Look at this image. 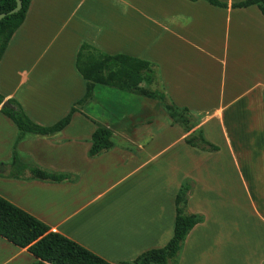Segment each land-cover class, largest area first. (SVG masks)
<instances>
[{
    "label": "crops",
    "instance_id": "1",
    "mask_svg": "<svg viewBox=\"0 0 264 264\" xmlns=\"http://www.w3.org/2000/svg\"><path fill=\"white\" fill-rule=\"evenodd\" d=\"M218 1L226 7L32 0L0 62V196L108 262L132 264L173 238L177 195L190 184L186 212L203 220L170 264H264V15L258 5L234 7L247 0ZM83 44L150 62L194 128L117 88L128 98L93 123L86 111L97 85L62 131L20 137L3 106L14 99L45 127L66 117L86 93L76 67ZM99 127L112 131L113 147L91 156ZM198 131L218 149L187 143ZM35 167L72 179L38 180ZM36 261L0 236V264Z\"/></svg>",
    "mask_w": 264,
    "mask_h": 264
},
{
    "label": "trees",
    "instance_id": "2",
    "mask_svg": "<svg viewBox=\"0 0 264 264\" xmlns=\"http://www.w3.org/2000/svg\"><path fill=\"white\" fill-rule=\"evenodd\" d=\"M197 1V0H193ZM212 5L226 7L218 0H206ZM22 8L19 12L9 14L16 7V0H0V14L7 16L0 20V62L7 47L24 23L32 0H21ZM258 5L264 15V0H247L234 7H249ZM76 67L85 79V96L73 107L70 113L50 127L35 123L14 99H10L3 106L2 112L9 117L19 128L20 137L25 134L51 135L62 131L72 119V115L93 97L97 85L117 88L122 91L136 93L141 96L159 97L155 92L148 90L149 86L158 82L157 69L150 62L125 54L109 55L102 53L89 44H83L78 52ZM165 102L166 97L161 95ZM4 96L0 93V106L4 103ZM165 109L172 119H177L181 110L170 103H164ZM187 111V110H185ZM194 126L186 127L191 131ZM112 131L107 127H99L93 134V145L90 151L95 156L113 147ZM187 143L203 150H217L203 136L201 131L187 137ZM18 159H14V164ZM32 177L42 181L62 182L72 177L67 174H55L41 168L30 169ZM190 184H185L176 199L177 216L174 236L169 243L160 249H153L140 255L132 264H170L176 262L187 235L202 222L199 215L186 212ZM0 236L20 248H26L37 261L33 264H112L89 249L71 240L34 217L30 213L0 196Z\"/></svg>",
    "mask_w": 264,
    "mask_h": 264
},
{
    "label": "rangeland",
    "instance_id": "3",
    "mask_svg": "<svg viewBox=\"0 0 264 264\" xmlns=\"http://www.w3.org/2000/svg\"><path fill=\"white\" fill-rule=\"evenodd\" d=\"M148 90H150V92L153 91L157 95H159V97H155L153 99L156 101L159 108H162L166 113L169 114V112L164 107V103H168L167 99L164 102L160 97L161 95H163V93L159 83L149 86ZM95 95L97 98V102L93 103L92 107H90V109L86 111L87 115H90L95 119L92 121L93 123H97L98 121H100L97 117H99L100 119H110V117L115 114V112L113 111V107H116V103L119 100H123V98H128V93H122L117 89L106 87L103 85H99L97 87ZM78 108H80V106H78ZM177 114V119H173L174 122L179 123L184 128L194 125V119L191 117L189 112L180 110ZM114 139L115 141H117L116 136L114 137Z\"/></svg>",
    "mask_w": 264,
    "mask_h": 264
},
{
    "label": "water",
    "instance_id": "4",
    "mask_svg": "<svg viewBox=\"0 0 264 264\" xmlns=\"http://www.w3.org/2000/svg\"><path fill=\"white\" fill-rule=\"evenodd\" d=\"M22 8V2L21 0H16V7L9 12V14L17 13ZM7 16V13L0 14V20Z\"/></svg>",
    "mask_w": 264,
    "mask_h": 264
}]
</instances>
